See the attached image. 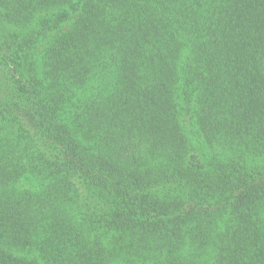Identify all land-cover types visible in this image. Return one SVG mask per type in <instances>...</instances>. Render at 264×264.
Returning <instances> with one entry per match:
<instances>
[{"label":"trees","instance_id":"obj_1","mask_svg":"<svg viewBox=\"0 0 264 264\" xmlns=\"http://www.w3.org/2000/svg\"><path fill=\"white\" fill-rule=\"evenodd\" d=\"M116 263L264 264V0H0V264Z\"/></svg>","mask_w":264,"mask_h":264},{"label":"rangeland","instance_id":"obj_2","mask_svg":"<svg viewBox=\"0 0 264 264\" xmlns=\"http://www.w3.org/2000/svg\"><path fill=\"white\" fill-rule=\"evenodd\" d=\"M67 27H68V24L63 25V30L66 29ZM61 30H62V29H61ZM25 187H26V186H25ZM31 188H32V189L35 188L34 183H33V186H32ZM93 227H94V226H89V227H87V231L92 230ZM94 230H95V233H96V234H97V233H100V237H99V238H100L101 240H105V239L109 238V236H110V234H111V233H109V232L104 231L103 229H97L96 227H94ZM91 234L94 235V232L92 231ZM90 237H91V236L89 235L88 238H90ZM116 264H118V263H116Z\"/></svg>","mask_w":264,"mask_h":264}]
</instances>
